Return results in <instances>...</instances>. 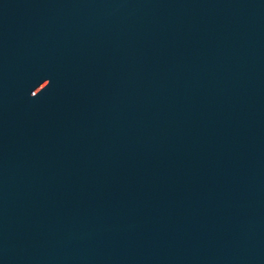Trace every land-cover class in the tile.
I'll return each instance as SVG.
<instances>
[{
	"label": "water",
	"instance_id": "95a60500",
	"mask_svg": "<svg viewBox=\"0 0 264 264\" xmlns=\"http://www.w3.org/2000/svg\"><path fill=\"white\" fill-rule=\"evenodd\" d=\"M0 264H264V0H0Z\"/></svg>",
	"mask_w": 264,
	"mask_h": 264
}]
</instances>
